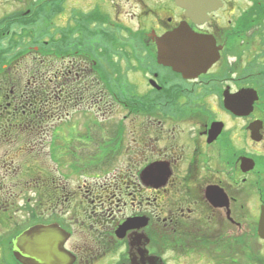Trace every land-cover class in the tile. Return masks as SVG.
<instances>
[{
	"label": "flooded vegetation",
	"instance_id": "af4514ba",
	"mask_svg": "<svg viewBox=\"0 0 264 264\" xmlns=\"http://www.w3.org/2000/svg\"><path fill=\"white\" fill-rule=\"evenodd\" d=\"M2 1L0 23L60 24L59 68L46 70L52 56L35 48L12 85L44 91L57 76L63 121L88 111L110 122L72 127L104 145L95 157L108 167L89 179L104 175L106 191L65 184L46 195L75 222L0 207V264H33V249L18 246L27 259L15 249L37 225L66 233L56 264H167L169 253L177 264H264V0ZM181 27L203 39L212 65L165 63L164 40ZM19 93L13 115L26 108ZM41 127L28 128L48 137ZM44 244L46 264V233Z\"/></svg>",
	"mask_w": 264,
	"mask_h": 264
},
{
	"label": "rangeland",
	"instance_id": "374dc122",
	"mask_svg": "<svg viewBox=\"0 0 264 264\" xmlns=\"http://www.w3.org/2000/svg\"><path fill=\"white\" fill-rule=\"evenodd\" d=\"M40 1L38 0V2ZM2 2L5 1L3 0ZM4 24H12L8 33H4L6 27L3 28ZM17 24L19 23H0V29H2L0 30V44L14 46L9 54V60L1 69L10 70L13 79L14 64H19V69L25 72V68H28L27 64L32 62L28 55L34 53L35 48H39V55L45 59H48V54L52 56L51 52L54 51L51 49L50 44L53 39H59L58 31L60 27L58 22L50 23L45 21L36 22L30 29L19 27ZM20 39H23L21 43H19ZM58 62L48 60L46 70L58 69ZM50 79L51 86L48 88L45 86L44 88L45 94L47 91L49 95L51 88L55 87L54 84L60 86L62 82L55 78L54 75ZM53 79H57L58 82H52ZM2 83L5 84V87L8 85V82L4 83L3 81ZM16 87L18 95L20 90H24V97L26 91L29 92L31 89H35L31 85L27 86L26 84H18ZM6 88L2 91L3 95L0 100V123L7 121L10 126H8L7 130H0V207L17 208V210H23L24 212L32 210L39 217L43 216V209L46 207V219L63 215L62 218L69 221L74 218L75 212L72 210L68 211V205L65 207L61 205L57 209L50 210L49 206H54L52 201L46 200V195L52 196L51 194L54 192L62 190L65 184L69 190L78 191L81 185L83 190L91 187L94 191L99 189V192L106 191V186L109 184L104 175L97 182L89 179L97 164L103 169L108 167V158H104V161H102V159L100 160L99 158L97 160L95 157L96 152L105 151L104 145H96L99 144L96 141L93 142L95 144L90 141L85 143V140L91 139L90 136L83 133H74L72 127H84L86 132L90 134L92 131L89 130V125L97 124L99 127L104 126L107 128L110 121L106 115L100 114L99 117H96L95 114L93 115L88 111H71L66 118L67 120L63 121V114H59V117H55L58 120L51 122L53 117H50L51 115L49 114L47 116L49 120L44 117L42 121L39 120L35 123V127L44 126L46 133L51 131L52 137L50 136L51 140L47 147L49 136L47 137V134L40 133L42 129L31 130L28 128L32 127L33 124L25 125L27 124L25 121L20 120L19 116L13 115V108H6V111H4V105L8 101L14 100L13 96L8 99L7 95L10 94V89L6 91ZM4 94L5 97L3 98ZM20 100L24 104V98ZM92 115L94 119H91ZM0 127L2 126L0 125ZM51 127L54 133H52V129L50 130ZM117 167L114 166V168ZM118 168V170L123 169V167ZM55 205L58 206L57 203ZM115 206L117 213V203ZM0 216L5 217L3 213ZM23 216H26V214L18 212L17 217L19 219L17 221H25V219H21ZM72 221L75 222L74 219ZM123 250L124 247L122 246L120 252H123ZM173 258V254L169 253L166 259L167 264H177Z\"/></svg>",
	"mask_w": 264,
	"mask_h": 264
},
{
	"label": "water",
	"instance_id": "95a60500",
	"mask_svg": "<svg viewBox=\"0 0 264 264\" xmlns=\"http://www.w3.org/2000/svg\"><path fill=\"white\" fill-rule=\"evenodd\" d=\"M171 40L175 41V45H171ZM165 42H167L166 45ZM169 48V49H168ZM163 59L165 63L173 66L177 71L188 73L193 71L196 66L205 65L209 67L214 63L209 50L202 38L195 36L190 29L181 27L173 35H170L164 40ZM130 226H123L120 228L118 235L123 237L124 231ZM131 229V228H130ZM46 233V264H54L65 254L64 239L61 236L66 234L58 225L43 226L37 225L24 232L16 243L15 253L18 257L27 259V250L20 251L18 246H24V249H33V264H44V239Z\"/></svg>",
	"mask_w": 264,
	"mask_h": 264
},
{
	"label": "trees",
	"instance_id": "16d2710c",
	"mask_svg": "<svg viewBox=\"0 0 264 264\" xmlns=\"http://www.w3.org/2000/svg\"><path fill=\"white\" fill-rule=\"evenodd\" d=\"M11 25L12 24H4L3 25V28L6 26L4 33H5V31L7 33L10 31ZM17 25L19 27H23L25 29H30L35 25V23H32V22L29 23L28 22V23H19ZM22 41H23V39H20L19 43H21ZM50 45H51L50 46L51 49L54 51V52H51L52 56L56 57L55 59H52V61L58 62V59L60 56V42L58 39H56V40L53 39ZM13 47L11 45L4 46V45L0 44V71H1V74H0V100H1V97L3 95L2 91L6 87H7L6 91L8 89H10V87L14 88V90L16 88L15 85H12V79L13 78L11 76L10 70L1 69L2 66L4 64H6V62L9 60V54H10L11 50H13ZM55 78H57V76ZM3 81H4V83L8 82V85L6 87H5V84L2 83ZM52 82L56 83L58 81H57V79L56 80L53 79ZM50 86H51V84H50ZM54 86H55L54 88H51L52 90L50 91V95L47 91L45 94L44 91L42 90L43 89L42 87L37 88L36 90L31 89V91H29V92L26 91V95L24 97V104H23V105H25L26 108L19 109L17 111V113L14 114V116H16V115L19 116L20 120H23L27 123V124L24 123L25 125H29L32 123L33 124L32 126H35V123L37 121H39V120L42 121L44 119V117H46L48 119L47 116L49 114L51 115L50 117H53V120H51V122L57 121L58 118H55V117H59V113H61L60 106L62 105V98H61L62 95H61V87L58 84H54ZM4 97H5V94H4L3 98ZM3 98H2V100H3ZM6 107H7V105H4V111H6ZM23 112H25V114ZM9 122H11V121H9ZM0 125L2 127L10 126V124L7 123V121H5V122L2 121L0 123Z\"/></svg>",
	"mask_w": 264,
	"mask_h": 264
}]
</instances>
